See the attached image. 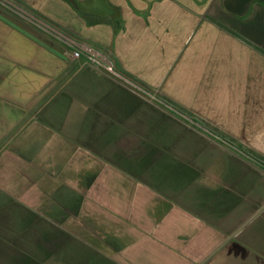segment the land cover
Instances as JSON below:
<instances>
[{
	"label": "crops",
	"instance_id": "obj_1",
	"mask_svg": "<svg viewBox=\"0 0 264 264\" xmlns=\"http://www.w3.org/2000/svg\"><path fill=\"white\" fill-rule=\"evenodd\" d=\"M15 1L264 159V0ZM15 15L0 264H264V168Z\"/></svg>",
	"mask_w": 264,
	"mask_h": 264
},
{
	"label": "water",
	"instance_id": "obj_2",
	"mask_svg": "<svg viewBox=\"0 0 264 264\" xmlns=\"http://www.w3.org/2000/svg\"><path fill=\"white\" fill-rule=\"evenodd\" d=\"M0 3H2L4 6L8 7L12 11L18 13L19 15H21L22 17L27 19L29 22L35 24L36 26H38L39 28L43 29L47 33L53 35L55 38L63 41L65 44H67L71 48L81 50L83 55L92 56L93 58H95L97 60V63L102 65V67H104L109 73L117 76L121 80L133 85L134 87H136L137 89H139L143 93H145L148 96L152 97V93L150 91L146 90L145 88H143L142 86H140L139 84L135 83L133 80H131L130 78L125 76L123 73L118 71L116 69V67L114 66L113 60L110 57L106 56L104 53H102L99 48H97V47H95L93 45H90L89 43L76 40L75 38L69 36L64 31H62L59 28L55 27L54 25H52L48 21L40 18L39 16L35 15L31 11L27 10L25 7L20 5L15 0H0ZM153 99L156 100L161 105H163L164 107H166L167 109H169L172 112H174L175 114L179 115L180 117H182L186 121H188V122L192 123L193 125L197 126L199 129H201L205 133H207L210 136L216 138L218 141L222 142L223 144L229 146L231 149H233L237 153L241 154L245 158H247L250 161L256 163L253 159H250L249 156H247L244 152L236 150L235 147H233L229 142L224 140L216 132L211 130L206 125L202 124V122H200L199 120L195 119L193 116H191V115H189V114H187L185 112H182L181 110L177 109L176 107L172 106L171 104H169L168 102H166L165 100H163V99H161V98H159L157 96H153ZM257 165H259V164H257Z\"/></svg>",
	"mask_w": 264,
	"mask_h": 264
},
{
	"label": "trees",
	"instance_id": "obj_3",
	"mask_svg": "<svg viewBox=\"0 0 264 264\" xmlns=\"http://www.w3.org/2000/svg\"><path fill=\"white\" fill-rule=\"evenodd\" d=\"M71 1V0H70ZM27 9V8H26ZM28 10V9H27ZM31 11V10H29ZM32 13H34L35 15L39 16L40 18H42L39 14H37L36 12L31 11ZM43 19V18H42ZM179 109V108H177ZM181 110V109H179ZM182 111V110H181ZM183 112V111H182ZM195 118V117H194ZM196 119V118H195ZM198 120V119H197ZM211 129V128H210ZM212 130V129H211ZM214 131V130H213ZM216 132V131H214ZM219 136H221L224 140H226L227 142H229L233 147H235L236 150L242 151L244 152L247 156H249L250 159H253L257 164H259V166L261 165V167H264V159L257 156L256 154L246 150L245 148H243L242 146L236 144L235 142L227 139L225 136H223L222 134H219L218 132H216Z\"/></svg>",
	"mask_w": 264,
	"mask_h": 264
},
{
	"label": "built area",
	"instance_id": "obj_4",
	"mask_svg": "<svg viewBox=\"0 0 264 264\" xmlns=\"http://www.w3.org/2000/svg\"><path fill=\"white\" fill-rule=\"evenodd\" d=\"M91 45V44H90ZM100 51L102 53H104L106 56L110 57L107 53H105L103 50L100 49ZM71 58L73 59H84L83 60V63L84 64H90V65H94V66H97L99 68H102L104 70H106L104 67H102V65L98 64L97 63V60L95 58H93L92 56H85L82 54L81 50L79 49H73L72 52H71ZM107 71V70H106ZM152 96H156L154 93H152ZM190 123V122H189ZM192 124V123H191ZM203 124V123H202ZM193 125V124H192ZM195 126V125H193ZM196 128H198L197 126H195ZM199 129V128H198ZM201 130V129H199Z\"/></svg>",
	"mask_w": 264,
	"mask_h": 264
},
{
	"label": "rangeland",
	"instance_id": "obj_5",
	"mask_svg": "<svg viewBox=\"0 0 264 264\" xmlns=\"http://www.w3.org/2000/svg\"><path fill=\"white\" fill-rule=\"evenodd\" d=\"M1 6H4L2 3H0ZM5 8L8 10V12H13L14 14H16L15 16H17L16 18H22L23 20H25L26 22H29L27 19H25L24 17H22L21 15H19L18 13L12 11L11 9H9L8 7L5 6ZM18 20V19H17ZM31 23V22H29ZM32 25H34L36 28H39L38 26H36L35 24L31 23ZM40 30H43L41 28H39ZM44 31V30H43ZM46 32V31H45ZM49 34V33H48ZM51 35V34H50ZM53 36V35H51ZM54 37V36H53Z\"/></svg>",
	"mask_w": 264,
	"mask_h": 264
}]
</instances>
